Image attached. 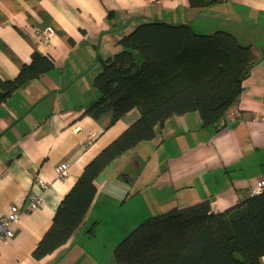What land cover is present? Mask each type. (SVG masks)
I'll list each match as a JSON object with an SVG mask.
<instances>
[{"label":"crops","instance_id":"crops-1","mask_svg":"<svg viewBox=\"0 0 264 264\" xmlns=\"http://www.w3.org/2000/svg\"><path fill=\"white\" fill-rule=\"evenodd\" d=\"M201 19L209 25L200 26ZM149 20L186 23L197 32L225 30L250 45L255 62L243 91L217 125L201 126L197 111L174 115L154 138L111 160L95 178L96 192L79 227L35 258L34 247L84 165L138 117L132 109L107 126L109 113L93 118L84 111L98 96L93 80L100 59L120 49L122 35ZM48 26L53 34L45 40ZM33 51L53 66L0 102V216L11 205L20 209L12 236L0 240V264H102L104 256L94 250L90 255L86 247L95 232L103 239L92 248L113 251L152 214L203 200L225 213L264 179V0L205 7H191L188 0H0V78L15 77ZM62 161L65 179L55 173ZM36 176L45 187L35 184ZM31 190L41 202L28 210ZM259 262L264 264V253Z\"/></svg>","mask_w":264,"mask_h":264},{"label":"trees","instance_id":"trees-1","mask_svg":"<svg viewBox=\"0 0 264 264\" xmlns=\"http://www.w3.org/2000/svg\"><path fill=\"white\" fill-rule=\"evenodd\" d=\"M222 0H188L205 7ZM120 49L100 59L98 93L84 113L110 114L111 125L132 109L138 117L87 162L56 207L50 227L34 247L35 258L67 241L81 224L95 192V178L115 157L154 138L171 116L197 111L201 126L217 125L243 91L255 55L228 31L200 33L186 23L149 20L118 40ZM53 63L31 53L13 78H0V102ZM264 253V191L225 213L208 200L171 206L141 220L113 248L117 264H259Z\"/></svg>","mask_w":264,"mask_h":264},{"label":"built area","instance_id":"built-area-1","mask_svg":"<svg viewBox=\"0 0 264 264\" xmlns=\"http://www.w3.org/2000/svg\"><path fill=\"white\" fill-rule=\"evenodd\" d=\"M53 34V28L48 26L42 31V35L45 40L49 39ZM264 121V117L261 118ZM67 163L62 161L55 166V173L59 179H65L66 177ZM35 184L43 188L46 181L41 177L36 176ZM264 191V179H259L251 188L246 191L245 198L253 195H257ZM41 197L35 191H28L27 193V209L32 210L39 206ZM212 211L218 213L217 207H212ZM20 218V209L17 205H11L8 213L0 216V240L11 237L13 234L14 226Z\"/></svg>","mask_w":264,"mask_h":264},{"label":"rangeland","instance_id":"rangeland-1","mask_svg":"<svg viewBox=\"0 0 264 264\" xmlns=\"http://www.w3.org/2000/svg\"><path fill=\"white\" fill-rule=\"evenodd\" d=\"M201 20H203V22H204V24L203 25H200V26H204V27H206V26H208L209 24L206 22V20L207 19H201ZM196 29H198L195 25H193ZM198 30H200V29H198ZM197 31V30H196ZM198 32H203V33H208L207 32V30L206 29H203V31H198ZM212 33V32H211ZM243 199H245V198H243ZM242 199V200H243ZM211 209H212V207H211ZM97 228V227H96ZM101 238L103 239V235H102V233L101 232H95V237H94V239H91V240H89L88 242H87V244H86V247H87V249L90 251L89 253H90V255L92 254V252H93V250L95 251V254L94 255H103L104 257H103V260L101 261V263L102 264H111V262L113 261V263H115V264H117L116 263V260H115V258H114V255H113V251L112 250H107L106 248V244L105 243H108L107 241H104L103 242V240L101 241L104 245H105V249L104 250H102V251H97V250H95V249H93L92 248V246H94V240H96V241H99V240H101ZM98 244V243H97ZM107 257H110V261L108 260H106V258Z\"/></svg>","mask_w":264,"mask_h":264}]
</instances>
